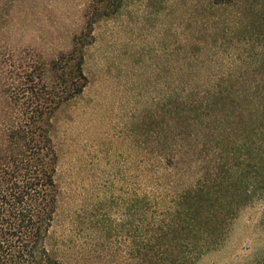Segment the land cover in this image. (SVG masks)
Wrapping results in <instances>:
<instances>
[{"label": "rangeland", "instance_id": "rangeland-1", "mask_svg": "<svg viewBox=\"0 0 264 264\" xmlns=\"http://www.w3.org/2000/svg\"><path fill=\"white\" fill-rule=\"evenodd\" d=\"M88 2L19 0L0 21V63L50 60L71 49L86 25ZM83 60L88 84L53 123L61 197L49 248L59 264H142L139 239L127 232L129 214L139 227L145 180L165 165L162 148L175 152L173 86H264V0H126L93 25ZM254 91L241 97L245 108ZM195 139L179 164L164 169L167 179L191 184L200 176L205 155L194 152L201 150ZM240 162L234 161L242 179L251 168ZM263 211L264 201L238 206L223 246L201 264L262 257Z\"/></svg>", "mask_w": 264, "mask_h": 264}, {"label": "trees", "instance_id": "trees-1", "mask_svg": "<svg viewBox=\"0 0 264 264\" xmlns=\"http://www.w3.org/2000/svg\"><path fill=\"white\" fill-rule=\"evenodd\" d=\"M125 1L89 0L85 27L56 58L0 63V264H59L49 248L61 197L54 118L88 84L83 59L93 25ZM18 2L0 0V21ZM236 87L195 81L173 86L175 152L162 148L165 165L145 180L139 227L129 214L127 232L139 239L142 264H201L223 246L238 206L264 201V86ZM250 91L255 95L246 97L256 98L245 108L241 97ZM193 134L201 143L194 152L205 155L200 176L191 184L167 179L164 169L179 164ZM237 149L245 150L243 157ZM236 159L251 168L242 179L236 178ZM259 227L264 232V211ZM261 256L253 264H264Z\"/></svg>", "mask_w": 264, "mask_h": 264}]
</instances>
